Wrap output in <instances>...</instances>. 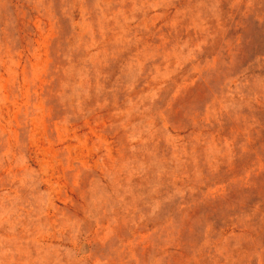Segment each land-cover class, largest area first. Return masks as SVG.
<instances>
[{"label":"rangeland","instance_id":"1","mask_svg":"<svg viewBox=\"0 0 264 264\" xmlns=\"http://www.w3.org/2000/svg\"><path fill=\"white\" fill-rule=\"evenodd\" d=\"M0 264H264V0H0Z\"/></svg>","mask_w":264,"mask_h":264}]
</instances>
